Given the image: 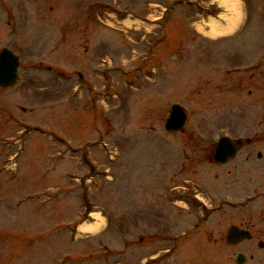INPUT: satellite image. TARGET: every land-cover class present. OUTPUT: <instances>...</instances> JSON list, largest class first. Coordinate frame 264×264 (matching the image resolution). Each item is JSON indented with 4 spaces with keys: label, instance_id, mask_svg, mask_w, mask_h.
Instances as JSON below:
<instances>
[{
    "label": "rangeland",
    "instance_id": "374dc122",
    "mask_svg": "<svg viewBox=\"0 0 264 264\" xmlns=\"http://www.w3.org/2000/svg\"><path fill=\"white\" fill-rule=\"evenodd\" d=\"M118 1L3 0V7L12 10V22L0 16V47H11L20 55V79L16 87L0 89V264L10 256L20 264H55L60 255L84 252L92 255L87 264L127 259L140 264L146 258L153 261L145 264H235L238 253L245 255V264H264V249L225 243L229 225L243 222L245 227L253 226L264 242V0H245L250 17L254 15V25L245 28L248 38L243 34L229 44L211 46L198 45L194 39L176 45L170 54L165 52L167 40L162 41L152 27L120 25L124 4L129 2L123 0L116 8ZM28 4L44 13L29 12ZM47 5L53 12L46 11ZM208 5L220 12L190 24L200 36L229 37L243 26L246 13L240 0H211ZM60 11L72 14L69 24L57 19ZM135 11L149 12L142 0ZM59 27L66 28L61 30L63 43H59ZM160 41L163 49L150 51L148 42ZM142 61L146 72L127 74ZM85 80L92 94L86 92ZM175 103L189 115L182 136L167 135L163 129L166 113ZM66 111L69 117L64 116ZM32 128L44 129L46 135L32 131L27 135ZM97 131L106 151L92 147L88 159L92 166L87 167L78 163L80 149L62 151L58 157L48 136L56 133L72 148L83 149L84 143L96 141ZM222 136L252 138L257 145L244 147L233 161L215 166L205 154ZM20 137L28 138V147L16 159L18 173H23L25 163L35 162L36 170L24 171L27 177L33 174L34 188L58 182L55 188L68 193V175L83 176V188L87 177L92 178L91 185L87 183L91 202L109 218L102 239L80 241L87 246L68 244L62 227L86 217L78 201L79 189L68 193L67 200L63 193L65 206L56 200L40 211L30 207L28 214L13 209L12 202L26 193L17 188L32 185L20 180L24 175L11 180L12 173L6 171ZM251 151L254 156L245 161L243 153ZM184 152L188 155L184 172L174 175ZM256 152L262 153L260 160ZM165 162L172 164L167 173ZM45 164L49 168L43 171ZM41 175L45 178L37 180ZM17 182H26V188ZM91 218L78 227L77 237L104 231L106 218L99 212H92ZM17 222L24 223L31 236L45 237L51 228H60L29 247V253L26 244L19 245L24 255L20 258L14 255L18 243L16 247L10 242L21 235ZM250 254L254 260H249Z\"/></svg>",
    "mask_w": 264,
    "mask_h": 264
},
{
    "label": "water",
    "instance_id": "95a60500",
    "mask_svg": "<svg viewBox=\"0 0 264 264\" xmlns=\"http://www.w3.org/2000/svg\"><path fill=\"white\" fill-rule=\"evenodd\" d=\"M18 66V58L15 57L10 51L2 49L0 51V87H11L16 83L17 74L16 69ZM186 122V114L179 107H172L169 117L166 120L167 130H179ZM237 144H240L237 141ZM234 150L233 143L228 139H220L214 153V161L225 162L228 157H231ZM249 238L246 232L240 231L235 227H231L227 233V242L235 244L243 239ZM242 262V257L239 256L237 263Z\"/></svg>",
    "mask_w": 264,
    "mask_h": 264
},
{
    "label": "flooded vegetation",
    "instance_id": "af4514ba",
    "mask_svg": "<svg viewBox=\"0 0 264 264\" xmlns=\"http://www.w3.org/2000/svg\"><path fill=\"white\" fill-rule=\"evenodd\" d=\"M251 228V230L253 229L252 227H249ZM253 234V237L252 239L249 241V243H253L254 240H256V237H258L259 235L258 234H255V233H252Z\"/></svg>",
    "mask_w": 264,
    "mask_h": 264
}]
</instances>
